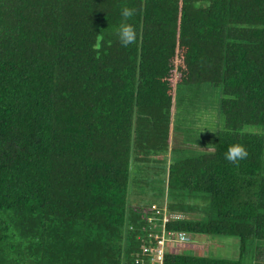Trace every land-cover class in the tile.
Listing matches in <instances>:
<instances>
[{
	"label": "trees",
	"instance_id": "obj_1",
	"mask_svg": "<svg viewBox=\"0 0 264 264\" xmlns=\"http://www.w3.org/2000/svg\"><path fill=\"white\" fill-rule=\"evenodd\" d=\"M194 85L216 91L203 137L193 89L175 115ZM163 211L239 241L163 264H264V0H0V264H136Z\"/></svg>",
	"mask_w": 264,
	"mask_h": 264
},
{
	"label": "rangeland",
	"instance_id": "obj_2",
	"mask_svg": "<svg viewBox=\"0 0 264 264\" xmlns=\"http://www.w3.org/2000/svg\"><path fill=\"white\" fill-rule=\"evenodd\" d=\"M185 98H184V105L180 110H176L175 115L177 116L178 125H184L183 120L186 117H191L190 111L186 103L190 104L192 101V96L187 98L189 95H186L187 89H193L194 91H190V94L198 93L199 103L194 102V109L192 111V115L196 117L197 121V132L199 135L202 136L206 131V128L211 125L213 114H214V107L216 101V91L214 88L207 87L206 85H197V86H185L184 87ZM198 106V107H197ZM180 137V135H179ZM178 137V138H179ZM191 240L179 244L177 246H169L168 248L174 250H180L181 248H185L188 251H193L199 254H208L214 256H223V257H234L238 255L239 252V241L237 236L233 235H211V234H204V233H195L190 234Z\"/></svg>",
	"mask_w": 264,
	"mask_h": 264
},
{
	"label": "built area",
	"instance_id": "obj_3",
	"mask_svg": "<svg viewBox=\"0 0 264 264\" xmlns=\"http://www.w3.org/2000/svg\"><path fill=\"white\" fill-rule=\"evenodd\" d=\"M160 210L157 209L156 212ZM169 216H180L179 213L168 214L163 211L161 231L152 233L151 235L156 238V242L152 245H143L141 253L135 258L136 264H163L164 253L170 245L177 246L191 240L190 234L184 230L166 229L164 226L165 221ZM150 221L155 219L154 216L148 217Z\"/></svg>",
	"mask_w": 264,
	"mask_h": 264
},
{
	"label": "clouds",
	"instance_id": "obj_4",
	"mask_svg": "<svg viewBox=\"0 0 264 264\" xmlns=\"http://www.w3.org/2000/svg\"><path fill=\"white\" fill-rule=\"evenodd\" d=\"M137 8L129 7L126 3L121 5L120 22L114 26L111 31L124 47L130 44L137 43L139 39V32L136 26L131 23L132 18L137 14ZM248 151L245 146L240 143L230 144L224 157L227 161L234 164H239L241 160L246 159Z\"/></svg>",
	"mask_w": 264,
	"mask_h": 264
},
{
	"label": "crops",
	"instance_id": "obj_5",
	"mask_svg": "<svg viewBox=\"0 0 264 264\" xmlns=\"http://www.w3.org/2000/svg\"><path fill=\"white\" fill-rule=\"evenodd\" d=\"M214 115V114H213ZM213 119H214V116H213ZM204 128H206V130L208 129L209 130V125L207 127L203 126ZM208 132V131H207Z\"/></svg>",
	"mask_w": 264,
	"mask_h": 264
}]
</instances>
